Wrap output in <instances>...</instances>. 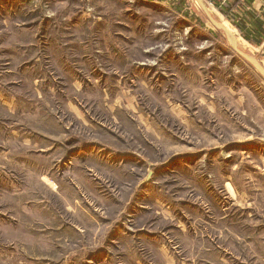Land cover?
<instances>
[{
  "label": "rangeland",
  "instance_id": "1",
  "mask_svg": "<svg viewBox=\"0 0 264 264\" xmlns=\"http://www.w3.org/2000/svg\"><path fill=\"white\" fill-rule=\"evenodd\" d=\"M204 1L264 66L247 11ZM165 247L264 264L263 77L196 0H0V264Z\"/></svg>",
  "mask_w": 264,
  "mask_h": 264
},
{
  "label": "trees",
  "instance_id": "2",
  "mask_svg": "<svg viewBox=\"0 0 264 264\" xmlns=\"http://www.w3.org/2000/svg\"><path fill=\"white\" fill-rule=\"evenodd\" d=\"M254 0H226L222 5H218V9L226 17L230 18V15L235 12L236 7L240 6L247 11L249 25L240 22L236 24L239 31L243 29L247 30V35H243L245 39L254 40L260 43L264 37V9L260 14H256L249 8ZM262 6H260L261 10ZM241 20L244 19L242 16ZM231 19V18H230Z\"/></svg>",
  "mask_w": 264,
  "mask_h": 264
},
{
  "label": "water",
  "instance_id": "3",
  "mask_svg": "<svg viewBox=\"0 0 264 264\" xmlns=\"http://www.w3.org/2000/svg\"><path fill=\"white\" fill-rule=\"evenodd\" d=\"M198 2V4L200 5V7L202 8V10L204 11L205 15L207 16V18L209 19V21L219 30L225 32V34L227 35L228 39L230 40L231 46L233 48V50L239 55L241 56L243 59H245L264 79V68L261 65L259 59L248 53L243 51L242 49H240V47L237 45L236 42V34L231 30L228 29L227 27H225L220 21H218L213 15L212 13L209 11L208 6L206 5L204 0H196ZM150 173L145 177V180H147L150 176Z\"/></svg>",
  "mask_w": 264,
  "mask_h": 264
},
{
  "label": "crops",
  "instance_id": "4",
  "mask_svg": "<svg viewBox=\"0 0 264 264\" xmlns=\"http://www.w3.org/2000/svg\"><path fill=\"white\" fill-rule=\"evenodd\" d=\"M260 6H262L261 10H260ZM249 8L253 12L255 10L256 14H260L259 12H261L264 9V0H254L252 5ZM158 249H160L158 251L161 253V255H163L162 257L164 261L166 262V264H176V259L166 247L158 248Z\"/></svg>",
  "mask_w": 264,
  "mask_h": 264
},
{
  "label": "bare ground",
  "instance_id": "5",
  "mask_svg": "<svg viewBox=\"0 0 264 264\" xmlns=\"http://www.w3.org/2000/svg\"><path fill=\"white\" fill-rule=\"evenodd\" d=\"M209 9V8H208ZM210 10V12H211V8L209 9ZM212 13V12H211ZM223 24V23H222ZM224 25V24H223ZM225 26V25H224ZM226 27V26H225ZM228 28V27H227ZM229 29V28H228ZM262 65V64H261ZM263 66V65H262ZM263 68H264V66H263Z\"/></svg>",
  "mask_w": 264,
  "mask_h": 264
}]
</instances>
